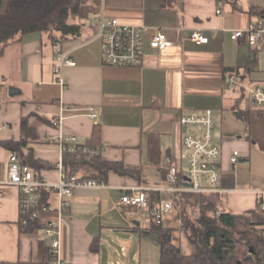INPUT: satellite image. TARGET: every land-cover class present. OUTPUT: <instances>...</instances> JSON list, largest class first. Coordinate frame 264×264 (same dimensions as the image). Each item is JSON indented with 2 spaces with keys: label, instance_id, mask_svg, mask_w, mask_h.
<instances>
[{
  "label": "crops",
  "instance_id": "obj_1",
  "mask_svg": "<svg viewBox=\"0 0 264 264\" xmlns=\"http://www.w3.org/2000/svg\"><path fill=\"white\" fill-rule=\"evenodd\" d=\"M234 3L79 0L78 12L71 18L82 25L78 35L52 40L32 32L7 48L0 57L6 62L0 68V140H18L26 134L22 150L24 155L31 151L26 163L55 182L59 138L74 136L85 144L97 126L96 154L129 172L109 170L105 180H97L91 177L93 172L77 171L80 178L103 185L75 188L62 211L56 194L43 191L40 198L54 209L39 214L35 230L22 232L19 189L2 183L12 152L0 146V264L49 263L51 238L44 228L50 221L60 223V256L67 264L140 263V245L133 248L135 236H150L159 244L154 224L170 230L172 243L189 253L191 245L182 230L185 210L198 217L202 198L211 200L218 213L249 214L264 224L260 209L264 204L258 207L264 198V110L250 105L244 87L226 86L232 72L246 87L264 85V43L252 48L244 40L230 38L233 30L262 18L257 9H264V0ZM98 15L144 27L149 33L160 29L170 45L160 51L145 49L140 66L108 65L102 41L90 24ZM194 30L207 41L191 40ZM57 52L68 54L73 62L61 70V82L53 68ZM8 86L17 92L9 95ZM88 107L95 109L96 119L87 115ZM206 110L216 115L214 142L221 148L218 191H157L167 185L173 166L180 178L185 177L182 137L198 130L181 126L180 117ZM22 119L31 134L23 130ZM234 150L238 156L231 162ZM37 162L44 167L36 168ZM136 186L154 189L146 208L120 203ZM160 199L175 205L158 224L152 207Z\"/></svg>",
  "mask_w": 264,
  "mask_h": 264
},
{
  "label": "built area",
  "instance_id": "obj_2",
  "mask_svg": "<svg viewBox=\"0 0 264 264\" xmlns=\"http://www.w3.org/2000/svg\"><path fill=\"white\" fill-rule=\"evenodd\" d=\"M220 13V10H216ZM91 26L95 27L96 36L102 41V55L104 62L115 66H140L145 49L163 50L170 42L165 39L160 29L152 32L144 27L120 23L116 18H105L102 15L95 16L90 20ZM149 33V36L147 35ZM230 38L236 42L244 40L252 48L258 43H264V18H257L245 29L233 30ZM190 39L204 43L207 41L198 30L190 34ZM70 56L63 52H57L54 56V73L58 81H62L61 70L72 65ZM244 87L237 80L235 72L227 77L226 86L232 89L234 86ZM247 89V97L250 105L254 108L264 110V85L251 84ZM87 115L96 119L97 113L93 107L86 108ZM180 124L198 131L187 133L182 137V146L186 151L185 177L177 178L173 166L166 177L167 185L157 191L181 192L193 190L200 193L216 192L220 184V157L221 148L214 142V131L216 126V115L211 110L203 113L182 115ZM60 160L56 165L57 180L51 182L46 176L36 173L25 161H22L15 153H10L6 176L2 182L5 185L16 186L19 189V213L20 223L27 224L36 222L43 211H52L54 208L49 204H40V190L54 192L58 198L59 211L68 206V199L73 190L78 187L92 188L101 187L102 182L80 178L75 173L69 174L63 167V154L79 147L84 152L96 153L97 150L82 147L76 137H60ZM238 151L234 150L230 158L236 162ZM187 183V185H186ZM154 189L136 186L129 188L128 192L120 199L123 206L146 208L149 204L151 192ZM172 200L158 201L152 207L154 220L161 224L163 216L174 207ZM60 223L50 221L46 224L45 234L51 238L50 260L48 264H67L60 256ZM110 264H120L118 261Z\"/></svg>",
  "mask_w": 264,
  "mask_h": 264
},
{
  "label": "trees",
  "instance_id": "obj_3",
  "mask_svg": "<svg viewBox=\"0 0 264 264\" xmlns=\"http://www.w3.org/2000/svg\"><path fill=\"white\" fill-rule=\"evenodd\" d=\"M226 1L236 4L234 0ZM78 9L79 0H0V57L8 47L32 32L47 34L52 40L78 35L82 25L71 21ZM257 12L264 18L262 7H258ZM21 126L26 132L31 130L24 119ZM99 138V128L95 126L88 142L81 145L94 149ZM0 146L25 162L31 160V151L24 155L22 150L27 146L26 134L18 140H0ZM34 165L44 167L43 162ZM63 167L69 174L88 170V173L93 172L92 176L89 175L97 180H105L109 170L129 172L122 164L104 161L98 154L84 152L79 147L63 154ZM176 176L179 179L182 174L178 172ZM40 191L39 202L45 204L40 198V193L45 190ZM201 201L198 217H192L185 210L182 230L191 245L189 253L172 243L170 230L154 224L159 236L158 264H264V224L255 222L249 214L218 213L211 200L202 198ZM263 204L264 198L259 199L258 207ZM36 228V222L20 223L22 232Z\"/></svg>",
  "mask_w": 264,
  "mask_h": 264
},
{
  "label": "rangeland",
  "instance_id": "obj_4",
  "mask_svg": "<svg viewBox=\"0 0 264 264\" xmlns=\"http://www.w3.org/2000/svg\"><path fill=\"white\" fill-rule=\"evenodd\" d=\"M242 1H244V0H242ZM5 64H6L5 61L0 60V68H1V66L5 65ZM4 87H5V84H4ZM9 87L10 86H8V88ZM8 88H7V90H8ZM241 90H244L245 92L247 91L245 84H244V88H241ZM6 93H8V91H6ZM6 93H5V91L2 92L1 96L5 97ZM139 237H141L140 238V240H141L140 244H139ZM110 243H113V242H110ZM138 245H140V248H141L140 263L132 262V263H128V264H158L159 263V260H160V247H159V244L156 242L155 238L150 237V236H148V237L139 236V235L136 234L135 241H134V244H133V248L138 247ZM113 246H115V244ZM120 259L123 260L121 257L119 258V260ZM105 264H110V262L105 263Z\"/></svg>",
  "mask_w": 264,
  "mask_h": 264
},
{
  "label": "water",
  "instance_id": "obj_5",
  "mask_svg": "<svg viewBox=\"0 0 264 264\" xmlns=\"http://www.w3.org/2000/svg\"><path fill=\"white\" fill-rule=\"evenodd\" d=\"M17 92V90L15 89V88H13L12 86H10L9 88H8V94L9 95H13L14 93H16Z\"/></svg>",
  "mask_w": 264,
  "mask_h": 264
}]
</instances>
